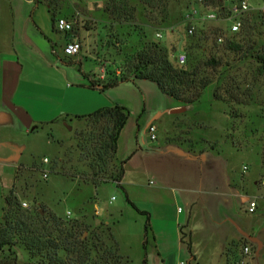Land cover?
<instances>
[{
    "label": "rangeland",
    "instance_id": "1",
    "mask_svg": "<svg viewBox=\"0 0 264 264\" xmlns=\"http://www.w3.org/2000/svg\"><path fill=\"white\" fill-rule=\"evenodd\" d=\"M40 1L50 4L57 18L61 16L75 23L70 34L79 37L81 61L87 72L98 74L97 59L108 61L112 75L108 73L106 82L114 76L115 68L123 67L125 56L136 53L142 42L154 41L168 48L174 63L175 55L185 52L188 56L186 67L194 59L201 63L211 57L218 59L217 69H229L235 78L231 88L235 95L238 93V100L228 96L226 102L213 100L212 87H208L198 103L185 106L183 113L173 114L168 97L150 81L125 82L100 93L106 104H119L130 112L121 132V143L126 146L138 144L136 154L126 157V153L122 155L121 152L117 158L126 161L125 171L132 170L130 178L135 180L137 177L140 185L127 183L122 188L113 182L94 188L50 172L51 162L72 144L75 131L83 127L82 122L26 132L15 120L12 123L0 120V144L11 148V153L0 155V216L3 199L14 185L16 171L23 166L39 169L33 172L37 182L27 191L23 203L30 206L36 198L38 206L48 208L60 217H67L70 212L73 218L81 203L95 198V223L111 225L121 253L132 264H143L138 233L145 219L127 203L126 194L136 204L139 198L153 202L154 191L160 188L165 191L167 188L166 192L173 189L177 196L184 195L186 189V193L195 198L194 213H199L197 219L202 223L215 222L210 214L217 216L219 212L217 219L232 215L226 225H238L239 228L241 223L235 222L238 217L244 223L252 222L254 216L264 221L261 154V148H264V76L257 71L259 63L256 59L257 53L264 49V21L257 18L256 12L247 14L246 20L252 21V28L244 29L242 36L235 39L243 45L242 50H228L218 41L221 36H225L226 41L228 36L230 23L226 22V13H221L215 21L200 22L194 35L187 34L183 15L190 5L196 6V0H165L169 14L167 23L138 20L133 26L111 24L102 13L106 0ZM248 3L253 9L264 7L263 0H248ZM223 7L227 11L230 1H223L220 6L217 2L210 3L202 13ZM143 12L148 15L150 9L145 8ZM50 16L48 19L52 23ZM158 32H162V39L156 37ZM150 122L156 127V139H151L147 128ZM44 159L49 162L44 163ZM243 196L258 204L255 213L245 212L247 206ZM190 208L179 201L169 207L168 214L174 217L175 213H181L182 218H186L181 219V225H198L195 216L191 223L188 221ZM16 253L20 264L29 261V254L23 247H17Z\"/></svg>",
    "mask_w": 264,
    "mask_h": 264
},
{
    "label": "trees",
    "instance_id": "2",
    "mask_svg": "<svg viewBox=\"0 0 264 264\" xmlns=\"http://www.w3.org/2000/svg\"><path fill=\"white\" fill-rule=\"evenodd\" d=\"M223 1L205 0L207 4L217 2V6ZM145 8L150 9L148 15L143 12ZM102 13L111 24L118 26H133L138 20L161 24L169 21L165 0H106ZM50 14L55 27L57 16L51 5ZM256 15L264 21V16ZM247 16L243 19L240 32L227 37L224 42L226 49L242 50L243 45L235 39L242 36L244 29L252 28V21L246 20ZM256 59L259 63L257 71L264 76V49L257 53ZM219 65V60L211 57L206 63L194 59L189 67H179L171 61L166 46L160 42H142L136 53L124 57L120 76L113 74L107 82L92 81L90 87L104 93L125 82L150 81L168 97L171 108L198 103L208 87H212L213 100L226 102V96L238 100V93L235 95L231 88L235 78L229 69H217ZM109 73L112 75L111 71ZM129 117L128 109L119 104L101 108L86 116H76L75 120L82 122L83 127L75 131L72 144L66 151L51 162L50 172L94 188L107 182L122 188L126 161L117 158L118 140ZM261 154L264 162V148H261ZM37 170L36 167H19L14 185L3 199L0 264H20L16 253L19 246L29 254V261L24 264H132L121 253L112 227L107 223H95V198L81 203L73 218L60 217L50 209L38 206L36 198L32 200V205L23 207L24 196L37 182L33 174ZM127 201L135 207L129 199ZM143 214L147 218L143 232L142 263L147 264L151 226L149 214ZM187 245L190 248L189 241ZM244 248L243 245L230 244L224 252V264H250L248 256L254 259V255L252 251L244 254Z\"/></svg>",
    "mask_w": 264,
    "mask_h": 264
},
{
    "label": "crops",
    "instance_id": "3",
    "mask_svg": "<svg viewBox=\"0 0 264 264\" xmlns=\"http://www.w3.org/2000/svg\"><path fill=\"white\" fill-rule=\"evenodd\" d=\"M48 14L50 5L47 2L0 0V120L2 123L15 120L19 128L26 132L34 128L68 126L79 122L75 120L76 116H86L110 106L100 97V93L103 94L100 90L90 87L92 81H99L101 65H109L108 61L97 59L99 72L96 74L84 69L82 46L79 55L67 57L63 53L65 45L79 37L58 32L50 23ZM109 71H112V67H109ZM149 124L148 127L152 123ZM137 145L126 146L121 143L120 135L117 156L121 152L122 155L126 153V157L136 154ZM10 151L7 144H0V155L9 154ZM130 171L126 169L122 185L131 183L139 186L137 177L135 180L130 178ZM166 191L163 188L154 191L153 202L139 198L135 207L128 203L126 194L127 203L145 219L138 233L141 248L147 218L143 213L150 216L147 264H224V252L232 243L250 248L254 255V259L248 256L250 264H264V221L254 216L252 222L244 223L238 217L235 222L241 223L239 226L242 230L238 225H226L230 217L233 218L232 215L217 219L219 212L217 216L210 214L217 221L202 223L201 219H197L199 213H194L195 198L186 193L188 190L184 189L182 196L175 195L173 189L170 193ZM242 200L248 209L250 198L243 196ZM179 201L191 206L188 221L191 223L195 216L198 225H181L186 218H182L179 212L175 213V218L169 216V207ZM245 212L253 214L248 210ZM240 230L255 237L260 245L244 238Z\"/></svg>",
    "mask_w": 264,
    "mask_h": 264
},
{
    "label": "built area",
    "instance_id": "4",
    "mask_svg": "<svg viewBox=\"0 0 264 264\" xmlns=\"http://www.w3.org/2000/svg\"><path fill=\"white\" fill-rule=\"evenodd\" d=\"M230 1V7L225 10V7L220 8V10H209L206 13H202V9L206 10L208 9V4L205 2V0H196L195 4L196 6L190 5L186 13L183 15V22L186 24L187 34L192 36L194 35L197 25L200 22L204 21H215L218 19V16L222 13H226V22L230 23L228 27V36L226 37H233L237 33L240 32L242 28V22L244 19V16L249 14L250 12L254 11L256 13L261 14L264 16V7L259 9H253L249 6L248 0H229ZM75 23L73 21H70L66 18H58L55 22V27L58 32L60 33H70L74 28ZM156 37L158 39H162L163 34L162 32L156 33ZM219 43L225 42V36H221L218 39ZM81 52V45L78 39L72 40L68 42L64 49L63 53L67 57H75L79 55ZM175 63L179 67L186 66L188 62V56L185 52L181 51L174 57ZM108 64H102L100 68V75L99 80L100 81H106L107 75L110 72L109 71ZM114 74L116 76H120L122 73V70L120 68L114 69ZM148 130L151 134V139H156L155 131L156 127L151 124L148 127ZM49 161L47 159H44V163H48ZM246 170V168H245ZM44 178H47V174H44ZM23 207H28L27 203H22ZM256 209V203L254 201H250L248 203V212L253 213ZM71 213L67 212V217L71 218ZM251 253V250L249 247L244 248V254L248 255Z\"/></svg>",
    "mask_w": 264,
    "mask_h": 264
},
{
    "label": "water",
    "instance_id": "5",
    "mask_svg": "<svg viewBox=\"0 0 264 264\" xmlns=\"http://www.w3.org/2000/svg\"><path fill=\"white\" fill-rule=\"evenodd\" d=\"M186 110L185 107H181V108H176V109H172L171 110V113L173 114H179V113H182ZM152 123V122H151ZM150 123V124H151ZM149 124V125H150ZM241 234L244 236V238H246L247 240L253 242V243H258L260 245V242L255 238V237H252L251 235L247 234L246 232L240 230ZM256 255L258 256L259 255V251L256 252Z\"/></svg>",
    "mask_w": 264,
    "mask_h": 264
}]
</instances>
